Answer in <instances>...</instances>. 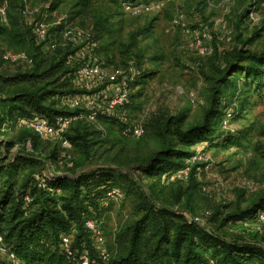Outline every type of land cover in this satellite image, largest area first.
<instances>
[{
    "label": "rangeland",
    "instance_id": "obj_1",
    "mask_svg": "<svg viewBox=\"0 0 264 264\" xmlns=\"http://www.w3.org/2000/svg\"><path fill=\"white\" fill-rule=\"evenodd\" d=\"M124 4L109 0H0V25L5 28L0 35V54L24 51L33 58V63L0 62V102L19 85L36 89L61 75L60 69L49 73L48 79L40 77L65 53L62 45L56 51L35 46L32 24L42 20L59 42L66 28L84 33L90 54L105 67L125 69L132 63L138 68L141 76L131 84L127 111L133 122L142 123L147 130L135 138L115 123L100 118L88 121L83 116L91 144L89 156L83 159L73 144L66 150L60 139L38 138L34 148L17 139V128L3 127L0 164L18 156L33 157L32 164H19L16 190L31 169L34 177L59 175L69 169L77 174L108 171L122 197L105 201L94 218L105 237L100 254L103 252L106 260L127 251L132 226L145 213L141 207L158 206L179 212L228 241L259 246L264 257V220L245 215L264 194V85L259 90L255 85L247 89L241 79L236 88L222 94L219 104L213 103L211 91L213 80L236 51L264 53V0H139L137 10H128ZM77 49L70 46L68 51L74 54ZM35 68L41 73L38 78L19 82V76H28ZM66 81L64 77L58 83ZM69 88L60 89L71 90L63 98L93 94L72 82ZM65 99L57 100L56 106L64 107ZM215 105L224 115L211 117L210 125H219L218 132L227 137L194 146L198 154L192 162L194 174L178 172L157 182L139 168L161 147L160 130L167 119L186 114V124L199 123L206 109ZM5 180L1 172L0 196ZM178 192H182L179 202ZM0 226L4 228L6 221ZM146 235L139 241L142 256L151 251ZM3 247L8 248L5 243ZM7 257L0 249V264H9ZM251 264H264V258L252 257Z\"/></svg>",
    "mask_w": 264,
    "mask_h": 264
},
{
    "label": "trees",
    "instance_id": "obj_2",
    "mask_svg": "<svg viewBox=\"0 0 264 264\" xmlns=\"http://www.w3.org/2000/svg\"><path fill=\"white\" fill-rule=\"evenodd\" d=\"M109 1L135 5L139 0ZM4 31L5 28L0 25V35ZM33 40L35 46L40 48L35 39ZM69 47L70 45L62 49L65 51L63 56L51 64L42 75L38 68H35L28 76H17L19 82L24 83L33 77L38 78V75L48 79L49 73L61 69V75L45 81L36 89L19 85L5 96L0 102V130L3 127L17 128V139L23 143L30 142L31 147L35 148L39 137L28 128H18V119L43 115L53 120L57 115H77L81 112L80 108L56 106L57 100L75 95L68 94L63 98V95L71 90H60L71 87V82L75 85L73 76L77 65L68 63L69 56L73 55L72 51H68ZM246 53L236 51L233 59L226 63L213 80L211 91L214 104H219V101L224 99L222 94L236 88L241 79L247 89L255 85L259 90L264 85V53ZM28 56L33 63L32 56ZM64 77H67V81L59 84L60 79ZM223 115L215 105L206 109L204 118L199 123L186 124V114L167 119L160 130L161 147L140 164L139 168H142L148 177H155L157 182H164L170 175L185 169L189 165L187 161L196 154V144H213L215 141L226 139L225 132H218L219 125H210L209 122L211 117L219 119ZM98 118L109 124L115 123L102 115H98ZM88 135V127L83 124L82 118L74 121L65 132L66 138L75 145L83 159L87 158L91 151ZM6 145L9 148L11 144ZM32 158L29 155L18 156L13 162L5 164L4 160H1L0 164V173L4 172L6 175V188L0 196V211H3L0 213V225L1 221H6V226H0V235L15 257L14 260L7 257L9 264H84L82 254L87 256L86 264H251L252 257L260 260L264 258L259 246L239 240L228 241L186 219L179 212L158 206L141 207L145 213L132 226L127 251L106 260L100 254L99 246L86 228L85 221L88 218H96V212L106 203L105 193L114 185L109 180L108 171L77 174L75 170L69 169L67 173L49 175L50 177L45 179L51 187L49 190L38 186V181L33 176L35 170L31 169L16 190L18 182L15 174L19 164H32ZM192 166L193 164L188 172L194 174L196 166ZM26 193L33 198L31 203H25L23 196ZM181 194L182 192L176 194L178 202ZM261 209H264V194L253 203L245 215L257 219V212ZM146 232L148 236L146 235L145 240L150 243L151 251L142 256L139 253V241ZM64 235L71 237L70 252L64 248Z\"/></svg>",
    "mask_w": 264,
    "mask_h": 264
},
{
    "label": "built area",
    "instance_id": "obj_3",
    "mask_svg": "<svg viewBox=\"0 0 264 264\" xmlns=\"http://www.w3.org/2000/svg\"><path fill=\"white\" fill-rule=\"evenodd\" d=\"M124 6L128 10H137V8H139L138 5H130L129 3L124 4ZM32 33L36 43L48 50H56L59 45L64 47L68 45L77 47L78 49L75 53L68 58V63L77 65L73 76V82L77 88L91 89L93 94L85 93L79 96H70L65 99L66 106L69 109L81 108L84 110L77 115H57L53 120L43 115H32L29 118L18 119V126L32 130L41 139H60L61 145L66 150L71 148V143L65 137V132H67L74 121L83 116L88 121H94L97 120L98 115H102L115 121L124 134L135 138H140L147 133L146 127L142 123L133 122L127 111V106L130 103L131 84L140 75V71L134 64L130 63L125 69L105 67L94 55L90 54L92 49L89 51L88 37L84 33L71 28H66L62 31V42H59L49 30L47 24L42 20H36L32 24ZM0 62L31 63V58H29L28 54L24 51H9L0 54ZM197 157L198 154H195L187 161L189 165L179 172L182 173V176L188 174L190 165ZM48 177L50 176L44 174L35 176L38 181V186L51 190V187H49L45 180ZM120 197H122V191L118 187L113 186L106 191L104 200H115ZM23 198L25 203H31L33 199L29 193H26ZM257 219L264 220V209L257 212ZM85 225L92 233L99 249H103L105 237L100 222L94 218H88L85 221ZM70 240L71 237L68 235L62 237L64 248L68 252H70ZM0 245L1 251H5L8 258L14 260L15 257L9 249L3 247L1 235ZM101 254L104 255L103 252ZM81 258L84 260V264H86V254H82Z\"/></svg>",
    "mask_w": 264,
    "mask_h": 264
}]
</instances>
